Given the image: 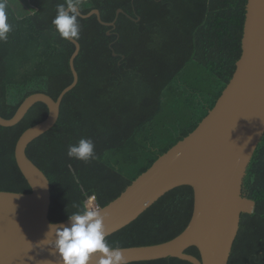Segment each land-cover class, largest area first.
<instances>
[{"label":"trees","instance_id":"1","mask_svg":"<svg viewBox=\"0 0 264 264\" xmlns=\"http://www.w3.org/2000/svg\"><path fill=\"white\" fill-rule=\"evenodd\" d=\"M67 0H9L13 30L0 41V113L11 118L30 94L57 98L74 80L76 45L52 20ZM247 0H83L77 85L61 104L57 123L34 139L28 156L51 183L49 217L68 219L91 197L105 206L155 160L191 133L232 78L242 53ZM123 11L118 14V10ZM49 114L35 103L17 124L0 125V190L30 192L15 156L19 137ZM90 138L94 157L67 155ZM243 194L256 201L242 213L228 264H264V135L248 166ZM189 185L178 186L136 220L106 236L113 247L165 242L188 225ZM187 253L200 258L196 246ZM127 264H193L177 257Z\"/></svg>","mask_w":264,"mask_h":264},{"label":"water","instance_id":"2","mask_svg":"<svg viewBox=\"0 0 264 264\" xmlns=\"http://www.w3.org/2000/svg\"><path fill=\"white\" fill-rule=\"evenodd\" d=\"M118 10V14L122 12ZM96 14L105 25L99 9ZM70 57L74 80L54 98L45 91L28 95L16 113H0V125L17 124L37 102H44L49 114L27 128L19 137L15 156L31 186L30 192L0 190V264H64L55 250V235L48 233L51 183L45 172L27 154L28 145L58 121L64 95L79 81L75 58L80 42ZM242 53L235 72L214 107L199 125L155 162L114 200L98 206L107 213V236L136 220L168 191L189 185L194 205L187 227L165 242L120 247L127 263L177 257L193 264H228L237 238L242 213H252L256 201L243 194L244 178L264 135V0H247L242 36ZM48 233V235H47ZM196 246L200 258L187 253Z\"/></svg>","mask_w":264,"mask_h":264},{"label":"clouds","instance_id":"3","mask_svg":"<svg viewBox=\"0 0 264 264\" xmlns=\"http://www.w3.org/2000/svg\"><path fill=\"white\" fill-rule=\"evenodd\" d=\"M82 6L83 0H67L66 5H57V15L52 23L61 38H79L78 17ZM9 10V0H0V41H7L13 30ZM94 148L90 138H81L78 144L69 146L67 155L87 161L94 157ZM106 216L107 213L99 208H90L86 202L77 212L69 214L67 224L49 225L48 233H54L55 250L64 264H127L124 251L106 240Z\"/></svg>","mask_w":264,"mask_h":264},{"label":"built area","instance_id":"4","mask_svg":"<svg viewBox=\"0 0 264 264\" xmlns=\"http://www.w3.org/2000/svg\"><path fill=\"white\" fill-rule=\"evenodd\" d=\"M89 207L90 208H98V205H97L96 201L94 200V202L89 203Z\"/></svg>","mask_w":264,"mask_h":264},{"label":"rangeland","instance_id":"5","mask_svg":"<svg viewBox=\"0 0 264 264\" xmlns=\"http://www.w3.org/2000/svg\"><path fill=\"white\" fill-rule=\"evenodd\" d=\"M92 198V197H91ZM91 198H89L88 200H87V203H88V205H89V203H91V202H94V200L93 199H91Z\"/></svg>","mask_w":264,"mask_h":264}]
</instances>
